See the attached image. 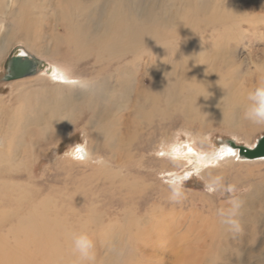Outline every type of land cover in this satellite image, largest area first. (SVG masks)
<instances>
[{
	"label": "rangeland",
	"instance_id": "rangeland-1",
	"mask_svg": "<svg viewBox=\"0 0 264 264\" xmlns=\"http://www.w3.org/2000/svg\"><path fill=\"white\" fill-rule=\"evenodd\" d=\"M88 1L78 4L87 6ZM157 1L170 10L189 9L197 1L208 9L205 15L185 14V26L158 30L168 38L170 46L164 50L169 54L195 48V58H209L221 49L225 67L216 69L230 86L218 88L222 101L214 111L205 108L194 117L171 113L149 126L142 122L143 131L130 141L125 136L131 131L130 105L116 114L112 110L108 129L115 137L102 134L98 120H91L99 114L90 112L96 85L114 73L97 68L92 74L90 56L67 54L71 49L63 27L50 24L58 17L57 0H0V210L11 209L7 218L0 217V235L15 227L17 211L24 214L26 206L45 199L66 228V233L54 235L60 243L70 238L77 254L74 237L86 235L93 244L92 264H120L127 257L140 264H173L174 252L181 255L179 264H264V159L242 160L237 149L227 153L224 147L233 142L252 148L264 135V124L244 116L248 93L264 82V0ZM64 8L67 13L72 9ZM53 32L58 42L50 40ZM20 50L53 66L61 77L53 80L41 71L3 82L5 63ZM144 57L139 73L149 64ZM54 111V122L44 121ZM114 139L124 140V150L110 145ZM80 143L91 160L80 163L62 155ZM187 146L195 151L187 158L166 153L172 148L183 152ZM212 155L216 161L204 167L195 161ZM97 159L103 162H92ZM247 201L253 204L245 206ZM165 221L173 222L171 231L156 230ZM8 237L12 246L16 238ZM218 248L221 256L212 255Z\"/></svg>",
	"mask_w": 264,
	"mask_h": 264
},
{
	"label": "bare ground",
	"instance_id": "bare-ground-1",
	"mask_svg": "<svg viewBox=\"0 0 264 264\" xmlns=\"http://www.w3.org/2000/svg\"><path fill=\"white\" fill-rule=\"evenodd\" d=\"M100 2L101 0H89L87 6L83 5L85 6L84 8L78 4V0H57L54 9L58 12V17L56 19L52 18L53 20L50 21V24L63 27L66 35L64 41L71 49L67 52L68 55L91 57V62L88 66L90 68L88 69H91L92 74L97 68H102L104 71L110 70L114 73L109 79L102 81L103 85H96L99 90L95 92L96 97L93 103L91 102V108L93 109L90 111L91 114H93L94 110L99 111L97 112L99 113L98 118L95 115L91 120L93 123L98 120V125L103 130L102 134L107 131L108 134H111L110 137L116 136L114 131L109 133L108 129V124L112 121V110H115L113 112L116 114L123 107L129 105L128 121L131 131L126 132L125 136L130 141L136 137L135 135L143 131L142 122H144V125L149 126L153 119L167 120L171 113L179 116L192 115L194 117V115L204 111L205 108L214 111L213 109L219 106L222 101L219 98L222 94L218 88L230 86L229 81L222 78L224 73L222 75L220 71L217 72V69L222 70L225 67L224 58L221 57L222 62L220 61L221 49L214 51L216 58H208L205 54L195 58L192 54L195 48L186 49L184 53L180 52V50L177 53L169 54L164 50L165 47L170 46L167 44L168 38L162 36V31L158 30L165 27H175V25L185 26L182 25L183 16L185 14L187 16L205 15L208 9L204 5L197 1L198 4L195 5L193 3L194 6L189 9H187L188 6H185L184 9L186 10L178 8L170 10L168 6L158 3L157 0H148L146 2L143 0H104V2ZM73 5H76L75 9L72 8ZM66 6H70V9L72 8L70 11L68 10L70 14L65 12L66 8L64 7ZM187 11L191 12L188 13ZM49 35L51 37V39L49 38L50 40L58 42L59 36H56L54 32L49 33ZM184 44L182 42L181 46H184ZM148 52L152 54L144 57V54ZM154 53L156 54L155 56ZM13 56L32 58L24 50L16 52ZM142 57L149 64L144 67L143 73H139V59ZM106 62L110 63V69L107 68L106 65L109 64H106ZM126 62L133 63L128 65ZM218 62L221 63L219 68L217 67L219 65L217 64ZM119 63H124L123 65L125 66L120 67ZM41 71L44 76H48L53 80L61 77L60 71L44 62L39 67L38 72ZM225 73L227 74V72ZM225 76L228 77L230 74ZM113 77H117L115 81L111 80ZM61 79L64 80V77ZM148 79L150 85L147 88L145 87V82H149ZM111 83L114 86H110ZM107 107L109 109L108 112L105 109ZM100 109H103L102 112ZM55 113L54 111L53 115L46 117L44 121L47 123L54 122L52 119ZM184 121L187 124L189 123L186 120ZM87 124H90V120H88ZM123 132L121 131V134ZM123 141L122 139H114L110 142V145L122 151L125 148ZM224 147L227 153L232 151L229 145L226 144ZM181 150L172 148L167 150L166 153L184 156L185 158L189 154L195 153L191 146H187L186 151L181 152ZM233 152L236 154L235 151ZM195 158L196 160L193 159L201 167L216 161L214 155L208 158L206 156H197ZM47 204L45 199L44 201L40 200L37 205L33 203L29 207L26 206L24 214L17 213L19 211L15 213V227L13 225L9 226L6 235H0V264H69L70 261L72 264H92V258H84L79 253L71 251L70 238L66 237L65 241L60 243L54 233L56 231L66 233V228L65 226L62 227L60 225L61 221L56 219L55 215L58 211L55 208L50 209ZM251 204H253L252 201H247L245 206H250ZM14 205L21 207L20 203L14 202ZM9 207L10 205L0 210L2 219L7 218L6 214L11 210L8 209ZM48 214H53L54 217H48ZM172 226V221L170 223L165 221L164 223L156 224V230L164 227L169 232ZM141 231L143 230L141 229ZM141 231L137 230L136 233ZM8 236H14L16 239L19 238V240L14 239L16 242L9 246L7 242ZM218 254L221 256L219 248L212 255L218 256ZM178 259L181 262V255L174 252L173 264H179ZM140 263L127 257L120 264Z\"/></svg>",
	"mask_w": 264,
	"mask_h": 264
},
{
	"label": "clouds",
	"instance_id": "clouds-1",
	"mask_svg": "<svg viewBox=\"0 0 264 264\" xmlns=\"http://www.w3.org/2000/svg\"><path fill=\"white\" fill-rule=\"evenodd\" d=\"M247 99L248 105L244 113L245 118L256 124H264V82H261L255 86L248 93ZM62 155L80 163L91 160V155L87 150V146L83 143L70 145ZM92 162L102 163L103 161L102 159H97ZM228 191H232V188L229 187ZM177 197L178 194L173 193L171 198L176 200ZM74 247L82 257L89 259L92 258L91 250L93 248V244L86 235L82 234L75 236Z\"/></svg>",
	"mask_w": 264,
	"mask_h": 264
},
{
	"label": "water",
	"instance_id": "water-1",
	"mask_svg": "<svg viewBox=\"0 0 264 264\" xmlns=\"http://www.w3.org/2000/svg\"><path fill=\"white\" fill-rule=\"evenodd\" d=\"M42 62L35 58L12 56L5 65V74L3 82H11L36 75ZM227 145L237 149L238 158L243 160H256L264 158V135L260 136L252 148L237 146L233 142ZM224 149V148H223Z\"/></svg>",
	"mask_w": 264,
	"mask_h": 264
}]
</instances>
